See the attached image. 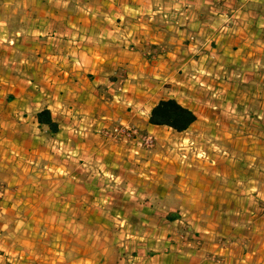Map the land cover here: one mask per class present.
<instances>
[{"label": "crops", "instance_id": "obj_1", "mask_svg": "<svg viewBox=\"0 0 264 264\" xmlns=\"http://www.w3.org/2000/svg\"><path fill=\"white\" fill-rule=\"evenodd\" d=\"M2 43L0 264H264V0H0Z\"/></svg>", "mask_w": 264, "mask_h": 264}, {"label": "trees", "instance_id": "obj_2", "mask_svg": "<svg viewBox=\"0 0 264 264\" xmlns=\"http://www.w3.org/2000/svg\"><path fill=\"white\" fill-rule=\"evenodd\" d=\"M36 119L41 128H47L46 133L53 136L59 130L58 122L52 119L51 113L44 108L36 113ZM196 120L195 113L173 98L160 99L151 109L149 123L155 126H167L176 132L186 130Z\"/></svg>", "mask_w": 264, "mask_h": 264}, {"label": "built area", "instance_id": "obj_3", "mask_svg": "<svg viewBox=\"0 0 264 264\" xmlns=\"http://www.w3.org/2000/svg\"><path fill=\"white\" fill-rule=\"evenodd\" d=\"M104 134L114 138L117 141H122L126 143H130L133 141H138L142 146L146 148H152L154 146V138L150 134H143L140 132L138 133L137 129L129 126L127 124H118L113 126L111 129L107 128L104 131ZM198 154H203L202 151H199ZM182 157H186V155L183 153ZM180 238H183L184 240L187 239L186 233L180 234Z\"/></svg>", "mask_w": 264, "mask_h": 264}, {"label": "rangeland", "instance_id": "obj_4", "mask_svg": "<svg viewBox=\"0 0 264 264\" xmlns=\"http://www.w3.org/2000/svg\"><path fill=\"white\" fill-rule=\"evenodd\" d=\"M170 33H172V31H169ZM4 46L2 47V53H1V57H2V59H0L1 61H3V64L2 65H4V64H7L9 61H10V58L8 57V56H10V54L8 53V48L6 47V46H8V43H2ZM19 51H21V50H18V51H16L15 53H14V57L13 58H16L18 55H19ZM216 53V52H215ZM215 53H213V55H212V57H210V58H205V60H204V64L205 65H213V62H215L216 61V54ZM197 55V54H196ZM199 55V54H198ZM210 56V55H209ZM197 56H195V57H193V58H190L191 60H195V61H198V59L196 58ZM12 58V59H13ZM185 61V59H179V61H175V60H173L172 61V66H174L175 64H176V62H179L178 64H181V63H183ZM194 68H197V64H195L194 62H192V64H191ZM190 72V71H189ZM187 77H189V75L187 76ZM194 80L195 81H198V80H196V78H194ZM198 82H200V81H198ZM199 91V90H198ZM202 95V94H201ZM217 96H218V94L215 96V97H211V99L213 100V101H221V100H218L217 99ZM205 99L207 98L208 99V95H204L203 96ZM210 99V98H209ZM116 125H118V124H116ZM127 125H129V126H132V127H134V128H136L137 129V131H138V133L140 134V132H141V130L138 128V127H136V126H134V125H131V124H127ZM115 126V125H114ZM113 127V126H112ZM112 127H110L109 129H111ZM105 130V129H104ZM103 130V131H104ZM102 131V134L103 135H105L104 134V132ZM143 134H147V133H143ZM148 134H150V135H152L151 133H148ZM105 136H107V135H105ZM107 137H109V136H107ZM152 137L154 138V146L152 147V148H146V147H144V146H142L138 141H133V143H137L138 145H140L142 148H144L145 150H151V149H153L154 147H155V144H156V140H155V137L152 135ZM110 138H112V137H110ZM184 154L186 155V153L184 152ZM180 234H183L184 235V231H182V232H180L179 233V235ZM178 235V237H179V239L181 240V241H186V240H188V237H187V235H186V237H187V239H183V238H180V236Z\"/></svg>", "mask_w": 264, "mask_h": 264}]
</instances>
